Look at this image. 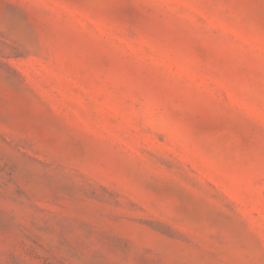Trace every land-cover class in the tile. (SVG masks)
<instances>
[{"label": "rangeland", "instance_id": "374dc122", "mask_svg": "<svg viewBox=\"0 0 264 264\" xmlns=\"http://www.w3.org/2000/svg\"><path fill=\"white\" fill-rule=\"evenodd\" d=\"M0 264H264V0H0Z\"/></svg>", "mask_w": 264, "mask_h": 264}]
</instances>
